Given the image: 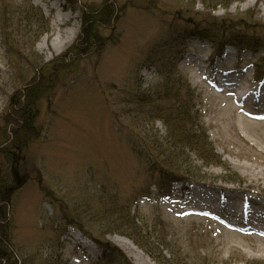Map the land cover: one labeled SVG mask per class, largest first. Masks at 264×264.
Masks as SVG:
<instances>
[{"label":"rangeland","instance_id":"1","mask_svg":"<svg viewBox=\"0 0 264 264\" xmlns=\"http://www.w3.org/2000/svg\"><path fill=\"white\" fill-rule=\"evenodd\" d=\"M104 1L0 0V7L29 2L45 17L43 27L10 21V49L28 54L34 45L45 62L61 59L81 33L82 11ZM220 2L110 0L120 9L112 30L102 32L105 46L65 72L40 104L42 134L24 153V184L12 205L11 236L21 264H158L133 236L143 243L163 240L155 248L168 258L172 245L184 264H264V108L247 99L264 94V82L253 83L264 76V51L252 48L264 46V0ZM211 18L231 23L207 25L215 49L191 38ZM231 30L253 45L228 43L232 53L219 59L217 48ZM2 37L0 24V115L20 86ZM172 60L181 82H189L193 132L211 143L205 162L178 132L169 133L173 122L148 120L157 106L171 104L157 87L173 71ZM218 73L233 85L215 84ZM183 166L196 177L182 173ZM163 172L193 182L174 184L170 199L164 194L172 184L153 186ZM239 180L245 186L234 183ZM123 239L142 255L117 244Z\"/></svg>","mask_w":264,"mask_h":264},{"label":"trees","instance_id":"2","mask_svg":"<svg viewBox=\"0 0 264 264\" xmlns=\"http://www.w3.org/2000/svg\"><path fill=\"white\" fill-rule=\"evenodd\" d=\"M223 1L220 4H223ZM103 4L97 9L89 8L82 11L83 26L76 40V44L61 59L50 62H45L43 59H40L34 50V45L30 47L31 51L28 54H24L19 49L11 50L10 48L12 46L9 43L10 36L12 37V42L14 39L13 34H11L13 28L9 25L11 23L10 21L18 22L19 24H16L17 27L21 26L26 28L36 23L43 27L45 17L42 11L29 2H22L15 5H8L5 2L1 4L0 24L3 34V44L7 48V54L11 57V68L15 72L16 76L14 77L17 84L20 86L11 96L7 107L2 115H0V264H21V261L24 262V259L16 251L11 236L12 205L18 189L24 184L22 174L24 153L28 150L31 143L40 138L42 134V129L39 125L41 115L40 104L45 98L54 94L57 84L62 80L65 72H69V69L71 71L78 65L82 58L93 53L97 54L105 46V37L102 32L105 29L112 30L118 21L117 16L120 8L118 9L116 5L110 4V0H105ZM219 21L221 20L217 18L203 20L200 24L202 30L197 32V35L206 39L208 38L211 43L216 44V41L210 38L212 29L208 26L211 25L212 28H218V26L225 28L226 25L231 24L229 21ZM229 32L230 36L228 34L224 35L222 43L227 42L236 45L235 43L237 42L241 45L239 42L241 41L242 44L247 43L253 45L250 40L245 39L244 42L236 38L238 36L233 34L232 30ZM252 48L253 50L264 51V46L258 47L256 45L255 47L253 45ZM170 50L172 51V49ZM163 55L170 59L169 50H165ZM70 58L73 59L68 64L67 62ZM172 65L174 68V60L170 63V66ZM172 74V69H170V72H165L160 86L157 87L158 95L160 93L169 95V102L171 104H164L162 107L157 106L154 115L148 117V120L155 119L163 122L165 125L173 122V130L170 129L169 133L172 131L176 135L178 132L179 138L182 139L180 142L186 143L187 147H189L188 149L196 151L199 160L205 162L206 152L209 147L211 148V145L208 140L196 136L193 132L194 129L191 124V119L194 115V108L191 106L189 99L190 89L185 81L184 83L181 82V84H179V81L176 82ZM155 95L151 94L150 96L155 98ZM128 113L131 114L132 112L130 111ZM138 120L135 119L133 121L137 123ZM194 125L196 126L197 124L195 123ZM197 127L199 128L198 125ZM174 147L182 151L181 147ZM187 170L190 171L187 172ZM181 172H185L189 176H195V173H193L195 171L190 166H183ZM230 176L233 177L234 175ZM234 183L240 184L241 182L239 180V182ZM85 208H88V205ZM70 225L79 227V224L75 222L70 223ZM79 229L85 232L82 228L79 227ZM155 237L159 238L157 236ZM133 240L139 248L144 250L158 264H184L187 260L184 258L183 262L180 255L170 244H168L169 247L165 250L169 254V257L166 258L167 256L164 251L155 248L158 244L163 245L165 243L163 240L162 242H157L153 239L147 243H143L138 237L136 238L134 236ZM114 251L118 252L119 250L116 249ZM119 255L127 261L124 255Z\"/></svg>","mask_w":264,"mask_h":264},{"label":"bare ground","instance_id":"3","mask_svg":"<svg viewBox=\"0 0 264 264\" xmlns=\"http://www.w3.org/2000/svg\"><path fill=\"white\" fill-rule=\"evenodd\" d=\"M75 33H76V30H74V31L71 33L73 39H74V37H75ZM64 42H66V40H65ZM64 42H63V43H64ZM228 53H231V52H228ZM220 84H221L222 86H227V85L229 84V81L226 80V79H224V78H222V79L220 80ZM258 93H259V92H256V93H254V94L249 95L247 99L253 101L255 104H256V103L264 104V94L262 93V94L258 95ZM238 100H241V98H239ZM240 182H241V180H240ZM240 185H241L242 187L245 186V184H244V180L240 183ZM227 204H228V203H227ZM230 205H231V204H228V206H230ZM233 208H234V207H233ZM250 213H253V211H251V210L248 211V214H250ZM121 240H122V239H121ZM116 242H117V244L120 245L123 249H125L124 246H126V247L129 248L130 250L137 251L139 254H141V252H140V251L134 246V244H133L131 241L127 240V239H123V241H119V240H117ZM84 243H85V244H88V241H85ZM141 255H142V254H141Z\"/></svg>","mask_w":264,"mask_h":264}]
</instances>
